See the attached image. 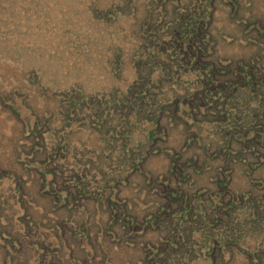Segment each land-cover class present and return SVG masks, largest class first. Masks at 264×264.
Wrapping results in <instances>:
<instances>
[{"label": "rangeland", "instance_id": "rangeland-1", "mask_svg": "<svg viewBox=\"0 0 264 264\" xmlns=\"http://www.w3.org/2000/svg\"><path fill=\"white\" fill-rule=\"evenodd\" d=\"M0 264H264V0H0Z\"/></svg>", "mask_w": 264, "mask_h": 264}, {"label": "trees", "instance_id": "trees-1", "mask_svg": "<svg viewBox=\"0 0 264 264\" xmlns=\"http://www.w3.org/2000/svg\"><path fill=\"white\" fill-rule=\"evenodd\" d=\"M229 206H230V205H229ZM229 212H230V211H229ZM229 212H228V214H227L228 216H229Z\"/></svg>", "mask_w": 264, "mask_h": 264}]
</instances>
